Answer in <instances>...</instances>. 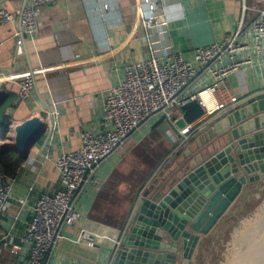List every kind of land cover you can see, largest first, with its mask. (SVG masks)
<instances>
[{"label":"crops","instance_id":"1","mask_svg":"<svg viewBox=\"0 0 264 264\" xmlns=\"http://www.w3.org/2000/svg\"><path fill=\"white\" fill-rule=\"evenodd\" d=\"M25 1L0 0V7L19 12ZM263 6L264 0H157L158 10L165 7L171 11L167 25H155L151 30L139 27L132 33L135 21L132 0L43 3L39 5L36 34L25 41L17 64L12 58L17 24H1L0 71L55 66L35 74L31 99L18 98L16 81L0 85L6 92L0 111L12 119L7 136H12L15 123L33 114L46 120L48 113L45 109L54 106L58 108V114L53 123L46 126L44 134L30 146L26 165L17 173L14 192L17 196H24L26 205L17 198L7 205L6 215L0 217V238L9 233L12 242H18L23 222L18 220L11 226L8 217L18 213L29 217L28 205L38 194H50L60 188L55 156L61 151L77 149L81 145L79 132L82 129L100 130L106 126L102 113L104 96L109 86L122 75L123 64L165 51H188L222 34L233 33L240 22L241 30L236 41L246 46L235 58L246 60L249 56L250 59L220 81V88L240 96V101L217 111L203 123L202 126L207 125L206 130L183 144H177L174 132L163 119L159 120L165 115L163 112L147 118L128 133L94 166L96 181L87 179L74 192L72 207L76 217L71 224L61 226V237L53 246L46 264H107L114 240L120 234L138 191L143 186L144 190L151 191L169 176L176 164L193 159L198 152L201 155L199 142L204 139L206 143L210 134L218 136L210 138L209 149L215 147L225 153L226 162L221 159L216 162L217 172L229 163L231 166L237 164L233 169L237 170L236 175L246 177L242 184L245 190L252 186V182L263 180L264 38L259 42L261 48L258 50L248 31L256 9ZM76 54L87 60L75 63ZM229 59L227 54H222L221 61ZM210 79L205 67L199 68L181 92L194 94ZM257 94L262 97H255ZM179 115L177 108L166 117L172 119ZM202 117L200 115L195 120ZM161 124L164 125L163 131L159 130ZM6 138L0 140V144L6 142ZM208 146L203 152H207ZM232 158L234 163H231ZM150 184H153L151 188ZM222 197L223 194L217 197V203ZM238 198L231 202L210 231L199 234L191 253L190 247L183 248L180 237L171 239L163 234L155 244L142 242L143 237L138 238L139 233L135 230L139 229L138 224H143L138 220V201L120 247H125L127 254L124 258H116L115 264H205L217 236L214 233L228 210L236 208ZM144 217V220L148 218L145 214ZM208 217L206 214L202 216L201 226L208 222ZM80 229L89 232L93 244L74 240ZM0 264H18L7 246L0 250Z\"/></svg>","mask_w":264,"mask_h":264},{"label":"built area","instance_id":"2","mask_svg":"<svg viewBox=\"0 0 264 264\" xmlns=\"http://www.w3.org/2000/svg\"><path fill=\"white\" fill-rule=\"evenodd\" d=\"M55 1L57 0H26L19 12L0 7V25L17 24L12 54L14 64L19 62L25 41L34 38L36 34L39 5ZM132 4L135 13L132 33L139 27L151 30L155 25H167L171 11L165 7L158 10L157 0H132ZM240 30L241 22L233 33L222 34L211 42L194 46L188 51H165L123 64L122 75L109 86L104 96L102 113L106 126L100 130L82 129L79 132L81 145L77 149L61 151L55 156L60 188L50 194H38L28 205L29 217L25 218L21 213L8 217V224L11 226L21 220L23 231L18 242H12L9 233L4 234L0 238V250L2 247H9L14 261L18 264H46L53 246L61 237V226L71 224L76 217V211L72 207L74 192L85 180L96 181L93 175L94 166L128 133L158 113L163 112L169 116L174 109L196 96L203 106V117L185 124L180 129L181 140L184 141L217 111L239 102L241 97L221 89L220 81L238 68L243 61L250 59L249 56L246 60L235 58L238 51L246 46L245 43L236 41ZM248 31L256 49L259 50L261 48L259 42L264 38V6L256 9V15L249 24ZM224 53L230 57L229 60L221 61ZM86 60L87 58L78 54L74 56L75 63ZM203 67L211 75L209 82L202 85L194 94H183L181 91L184 86L194 78L198 69ZM54 68V65H42L30 70L0 71V85L6 81H16L18 98L28 100L31 99L35 88V74ZM204 92L211 95L212 106H208L202 100L201 95ZM45 111L48 113L46 122L50 126L58 114V108L54 106ZM198 121L200 123L196 126ZM26 161L27 158L10 171L0 166V217L6 215L7 205L16 198L21 204L26 205L24 196H17L14 192L17 173L26 165ZM143 188L138 191L132 202L120 234L114 240L107 264H115L117 251L121 247ZM74 240L87 245L93 244L89 232L85 229H80Z\"/></svg>","mask_w":264,"mask_h":264},{"label":"water","instance_id":"3","mask_svg":"<svg viewBox=\"0 0 264 264\" xmlns=\"http://www.w3.org/2000/svg\"><path fill=\"white\" fill-rule=\"evenodd\" d=\"M5 93V90L0 88V103ZM255 97L260 98L262 94H257ZM178 109L180 115L177 118L171 119L162 115L159 120L165 121L174 132L177 142H180L182 137L180 129L202 115L203 106L197 97L193 96L181 104ZM46 126H48L46 120L38 114H33L15 123L12 136H7L6 142L0 146V152L12 150L19 157L26 158L30 146L44 134ZM206 128L207 125L202 126L190 138L199 136ZM163 129L164 125L161 124L159 130L163 131ZM209 136L206 143L203 142L204 139L199 142L201 155L198 152L196 156H193V159L179 162L163 182L157 183L151 191L148 188L145 189L140 195L138 220L143 224L142 226L138 224L139 229L135 230L139 233L138 238L143 237L141 238L142 242L155 244L162 239L163 234L171 239L180 237L183 248L190 247L191 253L198 243L199 234L207 233L231 202L240 198L242 184L246 182V177L243 174L236 175L237 170L233 169L234 165H237L233 162L234 158L231 160V163H234L232 166L229 163L222 167L220 172H217L216 162L218 159L226 162L225 153L224 150H216L215 147L213 150L209 149L211 147L210 138H216L218 135L210 134ZM207 146V152H203ZM260 184L264 185V179L255 187H259ZM149 186L151 188L153 184ZM257 192H263L262 188L251 190L238 204V209L233 210L227 216L207 254L205 264H264V212H259V215L254 216L257 218L258 225L249 234L245 233L244 236L241 234L235 237L233 234L236 232H232L233 227H237L242 220L239 228L241 227L244 217L251 213L256 206V201L251 203L253 201L251 198L260 200L259 197L253 196ZM222 194L220 203H217V197H221ZM244 201L250 202L249 205L242 204ZM144 214L148 216L146 220H144ZM205 214L206 217L209 216V219L204 226H201V218ZM229 216L230 220H228ZM248 225L245 221L241 233L245 232ZM253 225L254 223L251 227ZM229 242L232 245L226 256L223 252L230 245ZM126 254L125 247L119 248L116 258H124ZM121 263L119 262V264Z\"/></svg>","mask_w":264,"mask_h":264},{"label":"flooded vegetation","instance_id":"4","mask_svg":"<svg viewBox=\"0 0 264 264\" xmlns=\"http://www.w3.org/2000/svg\"><path fill=\"white\" fill-rule=\"evenodd\" d=\"M259 187H255V188H253L252 190L253 191H255L257 188H262V190H263V192H257V193H255L253 196H255V197H259L260 198V200L258 201L257 200V198H251V200H253V201H251V203H253L254 201H256L255 202V207H254V209L252 210V212L251 213H249V214H247V216L246 217H244V222H243V224L241 225V227L239 228V226H240V224H241V222H242V220L240 221V223H238V226L237 227H233V233H235L236 232V234H233L235 237H236V235H241V234H243V235H241V236H244V234L246 233V235L247 234H249L250 232H251V230L253 229V228H255L257 225H258V222H257V218H255L254 216H257V215H259V212H264V185H258ZM243 189V188H242ZM242 193V192H241ZM240 197H241V194H240ZM256 199V200H255ZM249 203L250 202H243L242 204H248L249 205ZM237 204H239V200L237 201ZM254 205V204H253ZM260 207H261V209H260ZM231 209L232 208H230L228 211H229V213L230 212H232L231 211ZM236 209H238V205L236 206V208L234 209L235 211H236ZM260 209V210H259ZM259 210V211H258ZM227 211V210H226ZM226 216V215H225ZM227 218V217H226ZM228 220H230V216L228 217ZM256 220V221H255ZM245 221H246V224H249L247 227H246V230H245V232L244 233H241V229H242V226L244 225V223H245ZM254 223V225H253V227H251L252 226V224ZM216 224V223H215ZM211 230V229H210ZM209 230V231H210ZM247 230H249L248 232H247ZM234 236H233V238H234ZM231 240H232V238H231ZM234 240V239H233ZM234 242V241H233ZM230 243V242H229ZM231 243H230V245L225 249V251L223 252L226 256H227V254L229 253V248H231Z\"/></svg>","mask_w":264,"mask_h":264},{"label":"trees","instance_id":"5","mask_svg":"<svg viewBox=\"0 0 264 264\" xmlns=\"http://www.w3.org/2000/svg\"><path fill=\"white\" fill-rule=\"evenodd\" d=\"M12 119L11 117L6 114L3 110L0 111V140H4L7 136V133L10 129V123ZM22 158L19 157L15 152L12 150L0 152V166L10 171L15 166L20 164Z\"/></svg>","mask_w":264,"mask_h":264},{"label":"rangeland","instance_id":"6","mask_svg":"<svg viewBox=\"0 0 264 264\" xmlns=\"http://www.w3.org/2000/svg\"><path fill=\"white\" fill-rule=\"evenodd\" d=\"M200 123V121H198L195 125L197 126L198 124ZM200 126H202V125H200ZM196 130H198V129H196ZM195 130V131H196ZM195 131H193V132H195ZM185 139V138H184ZM182 142H183V140H181ZM177 142V144H182V142ZM5 141H3V143H4ZM1 143V142H0ZM0 146H1V144H0ZM262 178H264V177H262ZM260 181H262V180H257V181H254V182H252L251 183V185L252 186H250L249 187V189H247V190H245V189H242V193H241V197H240V199H239V203L249 194V192L254 188L253 186H256L257 185V183H259ZM231 211H232V209H231ZM231 213V212H230ZM229 213V211H228V213H226V216H224V218L222 219V221H221V223H220V225H219V228L215 231V233L214 234H217L218 235V233H219V231H220V229H221V227H222V225L224 224V222H225V220H226V217L230 214ZM217 237V236H216Z\"/></svg>","mask_w":264,"mask_h":264},{"label":"bare ground","instance_id":"7","mask_svg":"<svg viewBox=\"0 0 264 264\" xmlns=\"http://www.w3.org/2000/svg\"><path fill=\"white\" fill-rule=\"evenodd\" d=\"M201 97H202V100H203L208 106H212V105H211L212 97H211V95H210L208 92H204V93H202ZM189 140H191V138L189 139V137H187V138L182 142V144L185 143V142H187V141H189ZM143 190H144V189H143ZM143 190L141 191L140 195L142 194ZM140 195H139V197H140Z\"/></svg>","mask_w":264,"mask_h":264}]
</instances>
